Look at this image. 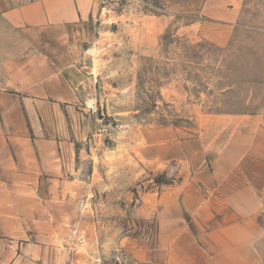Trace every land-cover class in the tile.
<instances>
[{"label": "rangeland", "instance_id": "rangeland-1", "mask_svg": "<svg viewBox=\"0 0 264 264\" xmlns=\"http://www.w3.org/2000/svg\"><path fill=\"white\" fill-rule=\"evenodd\" d=\"M70 29L90 119L71 181L92 264H148L134 254L154 245L161 198L216 155L231 135L222 118L264 122V0H93Z\"/></svg>", "mask_w": 264, "mask_h": 264}, {"label": "crops", "instance_id": "crops-1", "mask_svg": "<svg viewBox=\"0 0 264 264\" xmlns=\"http://www.w3.org/2000/svg\"><path fill=\"white\" fill-rule=\"evenodd\" d=\"M92 1L0 0V264L98 258L90 209L71 181L90 119L69 33L88 20ZM222 121L231 135L196 164L191 183L161 198L156 240L138 261L264 264L263 117Z\"/></svg>", "mask_w": 264, "mask_h": 264}]
</instances>
